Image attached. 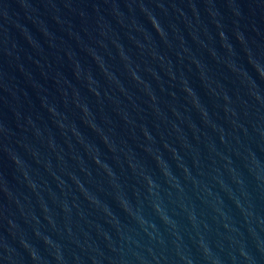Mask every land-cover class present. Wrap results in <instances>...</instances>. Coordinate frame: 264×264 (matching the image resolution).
I'll list each match as a JSON object with an SVG mask.
<instances>
[{"label": "water", "instance_id": "1", "mask_svg": "<svg viewBox=\"0 0 264 264\" xmlns=\"http://www.w3.org/2000/svg\"><path fill=\"white\" fill-rule=\"evenodd\" d=\"M0 264H264V0H0Z\"/></svg>", "mask_w": 264, "mask_h": 264}]
</instances>
